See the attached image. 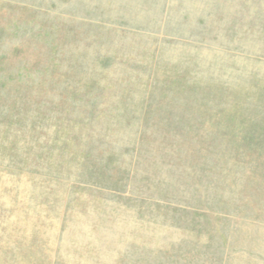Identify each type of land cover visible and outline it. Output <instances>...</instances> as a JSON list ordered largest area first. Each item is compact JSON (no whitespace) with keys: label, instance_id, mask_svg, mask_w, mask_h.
<instances>
[{"label":"rangeland","instance_id":"1","mask_svg":"<svg viewBox=\"0 0 264 264\" xmlns=\"http://www.w3.org/2000/svg\"><path fill=\"white\" fill-rule=\"evenodd\" d=\"M0 264H264V0H0Z\"/></svg>","mask_w":264,"mask_h":264}]
</instances>
